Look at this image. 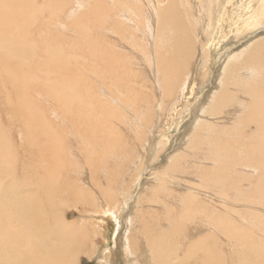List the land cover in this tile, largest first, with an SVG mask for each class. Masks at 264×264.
I'll return each mask as SVG.
<instances>
[{"label":"bare ground","instance_id":"bare-ground-1","mask_svg":"<svg viewBox=\"0 0 264 264\" xmlns=\"http://www.w3.org/2000/svg\"><path fill=\"white\" fill-rule=\"evenodd\" d=\"M229 2L114 0V64L102 61L114 65L110 80L66 42L69 0H0V86L21 97L6 111L25 113L22 132L36 155L14 160L0 123V264H80L99 235L109 240L100 264H214L217 231L238 235L240 223L260 216L226 201L264 193V0L240 13ZM39 17L47 30L57 17L60 37L36 41ZM32 93L49 102L55 123L42 120ZM74 153L83 177L66 159ZM199 159L207 162L191 177L199 180L182 183L175 197L187 161L196 167ZM32 168L35 192L24 194L15 172L28 180ZM249 174L252 193L242 194ZM87 176L89 185L80 183ZM73 197L88 209L69 221L79 209Z\"/></svg>","mask_w":264,"mask_h":264},{"label":"rangeland","instance_id":"rangeland-1","mask_svg":"<svg viewBox=\"0 0 264 264\" xmlns=\"http://www.w3.org/2000/svg\"><path fill=\"white\" fill-rule=\"evenodd\" d=\"M39 4L41 5L42 2H40ZM249 4L253 6V10L257 11V9L259 8V5L256 2V0H230V2L227 4L226 8L229 10L231 9L234 11H238V13H240L239 8L242 6H247ZM68 5H67L68 6L67 7L68 8L67 9V17L68 18H66V22H67L66 25H67V29H68V33H67L68 40H66V42L68 43V45H71V47L75 50H78L79 47H82L84 52H85L86 64L93 66L95 68H99L98 69L99 72L102 69L104 75L108 76V79L112 80L114 77V65L107 68L105 63L102 65V61H104V58H107L108 63L114 64V61L112 60V59H114V0H69ZM99 14L101 16V19L98 18ZM248 16H250V15H248ZM92 17H93V19H92ZM53 20L58 21L57 17ZM53 20L52 19L49 20V23H52V28L47 30V27L45 26V22H47L48 20L42 19L41 17H39L38 28H37L39 31V33H38L39 37L38 36L36 37V39H35L36 41L42 42V41H44V37L50 38V39L53 38L54 40L57 37H60V31L56 30V26H55L54 22H52ZM70 20L72 21V25H71ZM170 23H171V20H170ZM68 24H69V26H68ZM99 24H100V26H98ZM73 26H75V27H73ZM79 30H81V31H79ZM51 34L54 36H52ZM71 34L73 35V37ZM55 35H57V36H55ZM87 48L99 50V51H101L102 55H99V54H96L93 52H89V51H87L88 50ZM67 52H68V50L63 47L64 55ZM139 68L141 69V66ZM4 76H6V75L4 74ZM148 80L151 82V84H153L152 82L154 81V77H151V75L149 74ZM1 81H2V78L0 79V84H2ZM108 85L112 90H114L113 85H110V83H108ZM0 90H1V92H0V94H1L0 95V103H3L1 106L2 108H0V123L2 122L1 126L3 125V128H5V131L7 130V134H8V137L5 139L4 148H5V150H7L10 153L11 157H13L14 160H15V156H16V158H19L21 156V157H23V159H27L30 162H33L35 160L36 155H35L34 151H31V147L28 146L30 140L29 141L26 140L27 136L32 137V135H30V133L27 134V132H25L26 130L24 132H22V130L24 129V127H23L24 125L22 123L23 122L22 117L24 116L25 113H23V112L19 113V114L17 113L18 116L12 117L11 112L9 113V111H6V110H10V109H6V108L15 106L16 103H11L12 101L17 102L18 100L21 99V97L17 93H15L16 88H13V91L11 90V91L7 92V90L4 89V85L3 86L1 85ZM14 90H15V92H14ZM99 90H100V88H99ZM24 91H25V89H24ZM100 92H101V90H100ZM151 92H152V87L146 88V93L151 94ZM33 94L34 93H32V95ZM32 97H34L33 98L34 104H35L34 106H35L36 110L41 111V108L43 109L41 111V114H40V117L44 116L42 118V120H44L47 124L50 123L51 120L53 123H55L52 115L53 116H56V115H54L52 113V111L50 109L51 106H50L49 102L44 100L43 96H41V94H39V96L34 94ZM156 97H160L158 89L156 90ZM28 100L31 101L32 98H29ZM44 104H45V106H43ZM39 106H41V108ZM26 109L29 110L28 108H26ZM42 114H45V115H42ZM3 117L5 119H3ZM17 118L18 119L22 118V119L18 120ZM156 119H157V116L155 115V120ZM58 124H60V123H58ZM10 127L14 130L10 129ZM187 133H188V131H187ZM187 133L185 132V134H186L185 138L187 137ZM32 134H34V132ZM12 135H13V137H12ZM29 137H28V139H29ZM24 138H26V139H24ZM23 148H24V150H21ZM29 153L31 155H29ZM66 159L77 161L76 163H78L79 166H76V163H75L76 172H78L79 175L81 173V175H80L81 177L85 176V175H83V170H85V168L80 169V168H82V166H81L82 160H81L80 155L74 153L73 158H71V156L69 155V157H67ZM187 162L190 164V166H188V168H185V172L183 174L184 175L188 174V175L183 178V181L181 178L177 177L179 184L178 185L176 184V187H177L176 192L177 191L178 192L175 194V197L179 196L180 193L182 194V192L185 191V189H183L184 186L182 187V185H181L182 183H189V181L193 180V179H195L194 181L199 180L198 177H195V178H191V177L196 175V173L199 174V172H201V170L203 169V167H202L203 164H207V162L206 163L202 162L201 159H199V161L195 163L196 167L193 166L194 165L193 163L191 164L190 160ZM189 168H190L189 173H191L192 170L194 171V173H192L191 175H189V173H187ZM154 170H155V168L153 169V171ZM87 174L89 176V173H87ZM15 175H16L15 178L18 179V182H17L18 189L24 194L29 193L30 195H32L35 192L36 171L32 168V170L29 172V179L28 180L25 179L24 173L21 171H16ZM88 176L86 177V179H82V181H80V183H86L87 185H89V182L87 180V179H89ZM76 177H78V176L76 175ZM255 180L256 179L254 177V174H251L249 177H247L246 181H244V180L242 181V183L240 185V187L243 186V187H241L242 188L241 191H243L242 194L246 193L247 190H249V194L252 193V185H253V181L255 182ZM168 184L169 185L175 184V182H173V183L169 182ZM221 188H222V186L218 185V184H213L212 187H210L211 191H213V190L219 191V190H221ZM97 195L99 196L100 194L97 193ZM251 195H254V194L253 193L250 194L248 199L239 198L237 200L226 201L227 205H228V203H233V205H235V204L239 205V209L242 211L244 210L243 212H245L243 214H247L246 213L247 211H250L251 209H255L257 212H259L260 216H258L257 219L256 218L252 219L251 222H248L246 224L240 223L243 226V229H242L241 233L238 235L231 236L229 233L221 232V230L217 231V234L214 238V244L217 242V244H216L217 249L215 250L214 256H213V263L214 264H264V249H263V247H264V223H263L264 222V193L261 191L258 192L257 198L255 199V202L252 200ZM258 195H260V196H258ZM100 196L98 199L99 203H101V200H102ZM219 201L221 202V200L219 198H217L215 196L213 197V202L215 203L217 208H221V207H219L220 206ZM75 203H77L76 198L73 197L72 199L69 200L70 206H74V207L79 206L78 207L79 209L78 210L76 209L77 212L73 213L71 210L68 211V214H69L68 220L69 221H76L83 214L82 210L84 208L86 210L88 209V206L86 205V203H80L79 202L77 204V206H75ZM132 211H134V208H131L125 214L126 218L124 217L125 220H123V223H122L123 225H121V227H120V229H121L120 235L125 234V232L127 231L128 224H129L128 220L132 215ZM248 218H250V217L248 216ZM91 219H93V218H91ZM103 220H107L109 222L108 223L109 228H111L110 227L112 224L111 217L110 216H104ZM232 225H234V224H232ZM122 226H123V228H122ZM237 226L238 225H234V227H237ZM107 232H108V230H107ZM200 234H202V232H200ZM244 235H245V238H242ZM124 236L125 235H123V237ZM98 237H99L98 238V242H99L98 244H100V246H99V248L95 249V251L97 250V252L94 253L95 252L94 251L92 253L93 250L92 251L90 250L91 248L89 246L90 245V242H89L88 245L85 248H83L82 252L80 251L82 253L81 259L79 261L80 264H100V262H98L99 259H98L97 254H98V252L104 251L105 249L109 248V240H105L103 238V235L102 236L99 235ZM252 238L254 239L255 242H253ZM176 239H177V234L175 235V241H176ZM246 240H248V241H246ZM85 250H86V252H85ZM88 252H91V253H88ZM89 254H91V255L93 254L95 257L93 255L91 257V255L89 256ZM86 255H87V257H86Z\"/></svg>","mask_w":264,"mask_h":264}]
</instances>
